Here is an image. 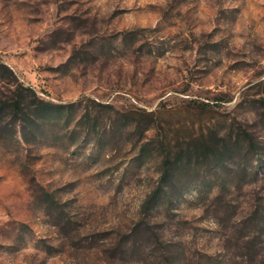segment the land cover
Returning <instances> with one entry per match:
<instances>
[{
  "label": "rangeland",
  "instance_id": "rangeland-1",
  "mask_svg": "<svg viewBox=\"0 0 264 264\" xmlns=\"http://www.w3.org/2000/svg\"><path fill=\"white\" fill-rule=\"evenodd\" d=\"M0 64V264H264V0H0Z\"/></svg>",
  "mask_w": 264,
  "mask_h": 264
},
{
  "label": "trees",
  "instance_id": "trees-1",
  "mask_svg": "<svg viewBox=\"0 0 264 264\" xmlns=\"http://www.w3.org/2000/svg\"><path fill=\"white\" fill-rule=\"evenodd\" d=\"M0 70L5 71V73H7L8 75L13 76L12 70L3 64H0ZM17 92H19V96L15 99L14 104L12 106L13 112L16 118H18L20 113L24 112V116H27L26 120H24L26 123L25 126L27 125V128H31L32 130L37 129L39 126L37 123L40 120L47 121L48 123H57L60 122L61 119H64V121L68 123L70 122V119L72 118V116L70 115L71 113H73V104L69 106L57 105L54 103L46 102L44 100H37V98L34 97L35 102L33 101L30 105L26 107L24 104L25 97L22 95L23 91H20V89H18ZM24 106L25 109H23ZM5 107L6 104L0 105V114L5 110ZM68 110L70 112L67 114L66 112Z\"/></svg>",
  "mask_w": 264,
  "mask_h": 264
}]
</instances>
